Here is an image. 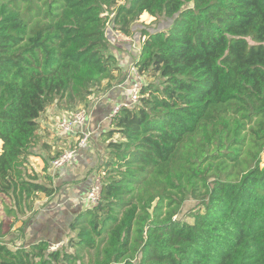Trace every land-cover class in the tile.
Here are the masks:
<instances>
[{
  "label": "trees",
  "instance_id": "trees-1",
  "mask_svg": "<svg viewBox=\"0 0 264 264\" xmlns=\"http://www.w3.org/2000/svg\"><path fill=\"white\" fill-rule=\"evenodd\" d=\"M144 13L168 23L138 30ZM144 74L161 81L110 119L96 203L57 248L6 241L57 192L25 170L40 116ZM0 141V264H264V0H0Z\"/></svg>",
  "mask_w": 264,
  "mask_h": 264
},
{
  "label": "rangeland",
  "instance_id": "rangeland-1",
  "mask_svg": "<svg viewBox=\"0 0 264 264\" xmlns=\"http://www.w3.org/2000/svg\"><path fill=\"white\" fill-rule=\"evenodd\" d=\"M122 3H123V1L118 2V4H122ZM114 10H115V7L114 8H112V7L111 8H105V11L103 13V15H105V18L107 21L106 22V28H105V29H107L106 35H109L112 32V30H110L111 29L110 19L114 15ZM139 21L142 23H138V26H137L138 30L142 29L139 24L149 26L152 29H157L160 27H162V28L165 27L168 23L167 19L161 18V19L154 20V17H151L147 13L140 15L138 22ZM113 38L118 39V40L119 39L120 40L126 39L127 41L130 40L129 37H127L121 33H117V32H115V35L113 36ZM113 41L115 42L116 46L122 47L121 44L119 45L120 41H117V40H113ZM131 48L133 49V52H136V50L138 48V43L135 42L134 46H131ZM129 58L130 59H129L128 65L130 63L133 65V61H134L133 58L134 57L130 56ZM124 61H125L124 63H126L127 58H125ZM130 71H132L131 68H130ZM133 74L136 76H139V74H136L135 72ZM142 81H144V84H147L151 81H154L155 83L158 84L161 80H160V78H158L156 76L152 77V76H148V74H144L140 80H136L133 83V85H132V86H134L133 89H138L139 86H141ZM102 85H103V83L101 84V86ZM121 89L123 90V88H121ZM100 92H101V87L99 89L95 88L92 95L87 96V98L85 100H81L78 103L73 104L70 109L67 106H64L61 109H59L60 113L57 116L51 117L50 115L48 116V114H45L42 116L45 118V121H47L48 119H50V120L53 119V120H52L51 125L48 124V127H45V124H43V120L41 121L39 134L42 131L43 132H42V134L39 135L40 138L38 140V143L36 144V146H34V148L32 149V152L34 154L35 153H42L43 156L48 157L49 162H47V164H44L43 166H41L40 164H38L36 162V160H34L30 157L29 162L25 166V170L27 172H31V171L36 172L38 175H40L39 176L40 179H42V177H44L45 182L51 181L46 176L47 173L50 171V167L48 164H50L51 159L59 151L57 146L62 144L60 140L66 139V137L61 138L65 134L60 132V130L58 129V119L60 118V116H63V115L64 116H70L71 114H74L76 111H81L83 109L86 111L89 110V112H87V115H88V122L87 123H88V127H89V124H90V121H89L90 115L89 114L92 111H91V107L88 109V106H87L88 103L86 102V100L89 99L87 101H90V104L93 105V103H94L93 101H95L97 98H99ZM122 93L123 94L120 95V98L117 100V103H118L117 105H122L124 103L128 104V102H125V100L127 101V99H129V89L123 90ZM49 108H51V106ZM107 122H109V120H107ZM87 123H86V126H87ZM83 130H84V128H83ZM57 131H59V132H57ZM77 131H78V129H77ZM43 138H45V140H47V141L54 140L55 142H57V145H56V143L53 144V142H51L53 145L45 142V145H48L49 148L44 150L43 152H41V143L43 141ZM74 139H76V136ZM75 143H76V140L71 141L70 147L73 148L75 146ZM52 146H53V148H52ZM83 148H78L76 150V154L74 155V158L72 159V161L73 160H75V161L79 160ZM106 155H107V153H103V155H102L103 160L105 159ZM261 161H262V163L264 162V152L262 153ZM78 163L81 164L82 168L85 167L82 162H78ZM101 175H102L101 173L97 174L96 172H94V175H93V178L91 181V185L93 183H95L96 181H100ZM67 177H68V179H72V178L77 177V175H74L72 173H68ZM55 184H57V183L55 182ZM91 185H89V187ZM78 188H79V191H78L77 196H81L78 200H76L78 205L80 206V208L89 207V205L85 199V196H84V195H86V192L89 189L88 183L86 182V183L82 184L81 186H78ZM100 188H101V182H100ZM64 191L65 190H63V191L60 190L59 193H56L54 195V199L59 200L56 202L53 201V199H52L53 197L52 198H48V197L46 198V196H44L43 194H37V198L34 201H32V204H31V211H30L31 213L29 212L28 214L24 215V220L26 219L25 221L22 219L14 220L13 222H12V220H7V219L4 220L8 226L11 225V227H12L10 234L5 237L6 241H9L11 244H15V245L24 243L23 241H27V243H25V244H28L30 241H37L39 239H48L50 241L54 238L55 234H57L56 237L59 238L58 241L54 240L51 243V245H52V248H57L58 246H60L63 242L64 227L70 221L69 218L71 217V214L74 211V209H71L72 213L68 216V219L65 220V218L63 217V214L67 212L66 209H62V208L56 209V208L63 206V202H65L66 200L73 202L72 199H69V197H67V194ZM3 207H4V204L1 202V198H0V211L3 210ZM80 208L78 210H80ZM195 208H198V201L194 200L189 195L186 196V200L183 203V206H182L181 211L178 215V218L181 217V218L190 222L191 218L189 217V213H192ZM44 212L47 215L46 217H44V219L47 222L42 221L41 220L42 217H40L41 213H44ZM74 214L72 215V217L74 216ZM72 217L70 219H72ZM26 221H28V225L25 226L24 223ZM50 222H51V224H50ZM23 225H24V227H23ZM50 227L54 228V230H55V232L53 233L54 235L51 233ZM25 231H27V233L29 234L30 239L25 237ZM87 260H88V255L85 256V258H84V261H87Z\"/></svg>",
  "mask_w": 264,
  "mask_h": 264
},
{
  "label": "crops",
  "instance_id": "crops-1",
  "mask_svg": "<svg viewBox=\"0 0 264 264\" xmlns=\"http://www.w3.org/2000/svg\"><path fill=\"white\" fill-rule=\"evenodd\" d=\"M144 14H146V13H144ZM125 58H127L126 63H124ZM122 62H123V65H121V69H125L128 66L127 64L129 63L128 54L124 55ZM121 86H117L116 89H113L111 91H108L107 93L100 95L99 98H97L95 101H93L94 102L93 105L90 104V101H87L89 99L86 100V102L90 105L91 111H92L89 114L90 115L89 129L91 131V136H90L87 144L85 145V147L82 149V153L80 155L79 160L78 161L73 160L72 162H69L68 164H66L60 168H53L51 166V161L54 158H56L57 157L56 156L50 161V164H48L50 167V171L47 173L46 176L48 179L51 180V183L53 185H56V187H57L56 193H59L60 190L61 191L65 190L64 192L67 194V197H69V199L73 200V202L66 200L65 202H63V206L56 208V209H61V208L66 209L67 212L63 214V217L65 218V220L68 219V216L72 213L71 209H74L73 213L71 214V217H72V215L74 213H76V211L80 208V206L78 205V203L76 201L81 197V196H77L78 191H79L78 186H81L82 184L87 182L88 188H90L89 185H91V181H92L94 172H95L96 168L99 166V164L101 163V161L103 160L102 159L103 153H106L105 143L108 140L105 139V136L103 135V133L105 130L108 129L110 124H109V122H107V120H105L104 116L106 113H104V112L110 103L112 104V103L116 102L120 98V95L123 94L122 93L123 90H120V88L124 89V87H121ZM59 113H60L59 108H57L56 105H53V106H51V108L46 110L45 113H43L40 116L39 121L41 123V121L43 120V124H45V127H48V124L51 125L53 119H51V120L48 119L47 121H45V118L42 116L45 114H48V116L50 115L52 117V116L59 115ZM60 117H62V116H60ZM42 132L40 134H42ZM57 132H59V131H57ZM38 133H39V131H38ZM76 134L77 135L80 134L79 131H76ZM76 134L71 133V134L63 135L64 137L62 136L61 138L66 137V139L60 140L62 144L57 146V148L59 149V151L57 153L62 152L66 149H72L70 147V142L76 140V139H74L75 136L77 138ZM45 142L48 144H51V145L56 143V145H57V142H55L54 140L47 141V140H45V138H43V141L41 143V152H43L44 150L49 148L48 145H45ZM51 142H53V144ZM1 146H2V142L0 141V152H1ZM52 148H53V146H52ZM31 158L36 160V162L38 164H40L41 166H43L45 164V159H48V157L43 156L42 153H37L35 155H32ZM78 162H82L85 167L82 168L81 164ZM68 173H72L74 175H77V177L72 178V179H68V177H67ZM41 180L44 181V177H42ZM48 182H50V181H48ZM55 182L57 184H55ZM52 199L55 202L59 201V200H55L54 196ZM46 216L47 215L45 212L41 213V215H40V217H42L41 220L44 222H47L44 219V217H46ZM70 218H69V220H70ZM50 224H51V222H50ZM53 232H54V228H52V230H51V233H53ZM55 239H57L56 235L51 240V242H53Z\"/></svg>",
  "mask_w": 264,
  "mask_h": 264
},
{
  "label": "built area",
  "instance_id": "built-area-1",
  "mask_svg": "<svg viewBox=\"0 0 264 264\" xmlns=\"http://www.w3.org/2000/svg\"><path fill=\"white\" fill-rule=\"evenodd\" d=\"M133 87L134 86L129 88L130 103H134L137 101L138 91L141 86H139L138 89H133ZM124 105L126 106L127 104L124 103L122 105L114 106L112 108V112L107 116V120L110 121V119L117 112L119 107ZM87 122H88V115H87V111L84 109L81 111H76L74 114H71L70 116H62L58 119V129L60 130V132L64 134H71V133L76 134V131L78 129L80 134L77 135L74 148L64 150L51 161V166L53 168H60L71 162L72 159L74 158V155L76 154V150L78 148H83L87 144L91 135ZM99 192H100V181H96L90 186L89 190L85 195V199L89 206L96 203V201L99 198Z\"/></svg>",
  "mask_w": 264,
  "mask_h": 264
}]
</instances>
